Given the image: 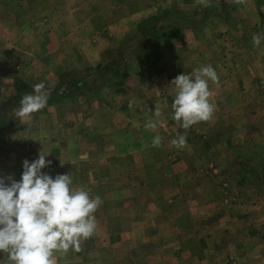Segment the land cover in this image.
Wrapping results in <instances>:
<instances>
[{
  "label": "rangeland",
  "instance_id": "1",
  "mask_svg": "<svg viewBox=\"0 0 264 264\" xmlns=\"http://www.w3.org/2000/svg\"><path fill=\"white\" fill-rule=\"evenodd\" d=\"M262 30L264 0H0V176L50 152L42 172L103 200L57 264H264ZM206 65L215 112L185 130L171 81ZM41 82L28 124L15 110Z\"/></svg>",
  "mask_w": 264,
  "mask_h": 264
},
{
  "label": "clouds",
  "instance_id": "2",
  "mask_svg": "<svg viewBox=\"0 0 264 264\" xmlns=\"http://www.w3.org/2000/svg\"><path fill=\"white\" fill-rule=\"evenodd\" d=\"M203 7L209 0H196ZM244 4L246 0H233ZM253 46L264 43V30L252 36ZM209 81L219 83V76L211 65L201 66L191 74L177 75L172 81L174 96L171 108L173 120L185 130L200 122L209 121L215 112ZM51 90L43 82L33 86L30 94L19 101L15 116L31 123L33 114L47 106ZM161 110L155 109L154 119L145 127L156 130ZM153 146L159 147L161 137L155 136ZM187 146L185 135L170 141V147ZM51 153L40 151L37 159L23 161L19 181L0 176V253L6 255L4 264H57L55 254L67 255L69 250L80 252L81 244L91 238L97 228L95 212L102 205L99 195L91 196L82 187H73L70 174L55 178L42 172L51 161Z\"/></svg>",
  "mask_w": 264,
  "mask_h": 264
},
{
  "label": "crops",
  "instance_id": "3",
  "mask_svg": "<svg viewBox=\"0 0 264 264\" xmlns=\"http://www.w3.org/2000/svg\"><path fill=\"white\" fill-rule=\"evenodd\" d=\"M105 241H103V239L102 240H99V244L101 245H106V239H104ZM118 244H121V240H120V242H117V243H115V244H113L112 246H116V245H118Z\"/></svg>",
  "mask_w": 264,
  "mask_h": 264
}]
</instances>
